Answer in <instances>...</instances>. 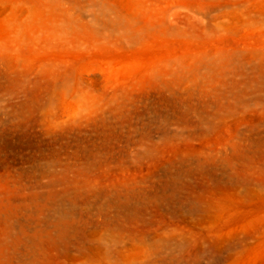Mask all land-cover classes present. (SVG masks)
I'll return each instance as SVG.
<instances>
[{"label":"rangeland","instance_id":"rangeland-1","mask_svg":"<svg viewBox=\"0 0 264 264\" xmlns=\"http://www.w3.org/2000/svg\"><path fill=\"white\" fill-rule=\"evenodd\" d=\"M0 264H264V0H0Z\"/></svg>","mask_w":264,"mask_h":264}]
</instances>
